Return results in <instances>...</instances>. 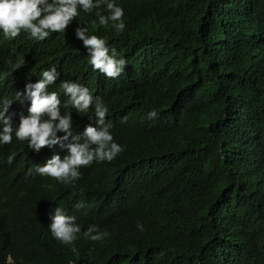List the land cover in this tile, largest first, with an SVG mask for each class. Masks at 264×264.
Returning a JSON list of instances; mask_svg holds the SVG:
<instances>
[{"label": "trees", "instance_id": "16d2710c", "mask_svg": "<svg viewBox=\"0 0 264 264\" xmlns=\"http://www.w3.org/2000/svg\"><path fill=\"white\" fill-rule=\"evenodd\" d=\"M114 3L124 11L120 33L81 12L44 41L0 34L6 118L22 109L16 93L55 66L49 90L70 80L100 97L125 149L49 192L26 174L38 157L28 143L2 145L13 151L0 148V264H264V0ZM77 26L116 48L127 62L120 77L93 70ZM60 99L83 142L85 128L98 127L93 110L78 113ZM58 206L82 233L96 225L110 236L60 243L48 228Z\"/></svg>", "mask_w": 264, "mask_h": 264}, {"label": "clouds", "instance_id": "9594fccd", "mask_svg": "<svg viewBox=\"0 0 264 264\" xmlns=\"http://www.w3.org/2000/svg\"><path fill=\"white\" fill-rule=\"evenodd\" d=\"M81 12L94 13L101 26H107L111 21L117 33L126 27L124 11L114 0H0V34L9 40L22 34L30 35L36 41H44L49 35L70 30ZM105 12L108 14L105 15ZM74 35L88 50L89 64L94 71H99L108 79L121 76L127 62L117 58L116 48H109L106 38L89 33L86 26L75 27ZM21 65L18 63L16 69ZM58 76L55 66L43 70L38 82L27 84L24 93H16L18 99L20 96L23 98L22 109L9 113L7 118L5 114L12 102L6 98L0 99V123L3 124L0 148L11 150L2 145H10L13 140L27 142L38 157L31 164L27 163L26 174L34 180L37 188L49 192L53 191L57 183L74 185L82 178L81 168L91 166L94 162L110 163L125 150L114 141L110 131L112 126L106 122L109 112L106 103L100 97L94 98L87 87L70 80L59 84V92L50 91V86L55 84ZM61 92L68 97L64 107L71 104L78 113H87L90 109L94 112L98 127L87 126L83 142H80L81 136L73 135L71 112L61 111ZM148 116L152 119L157 113L152 111ZM60 133L63 135H58ZM69 138L74 142L69 141ZM67 152L68 155L63 159L59 156ZM14 157L15 153H12L8 157L9 162ZM84 207L83 201L75 205L77 210ZM48 228L51 235L64 245H73L82 233L76 217L66 214L59 206L54 209ZM137 228L144 231L142 223L138 222ZM82 235L85 239L99 242L108 238L110 233L90 225Z\"/></svg>", "mask_w": 264, "mask_h": 264}]
</instances>
